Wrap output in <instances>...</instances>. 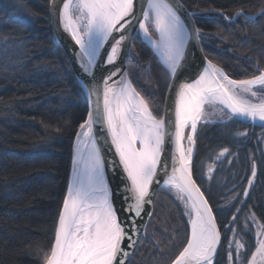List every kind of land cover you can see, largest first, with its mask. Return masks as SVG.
<instances>
[{"label": "snow or ice", "instance_id": "1", "mask_svg": "<svg viewBox=\"0 0 264 264\" xmlns=\"http://www.w3.org/2000/svg\"><path fill=\"white\" fill-rule=\"evenodd\" d=\"M47 2L51 15L78 47L74 51L79 68L76 75L81 91L88 98V109L75 133L71 175L54 240L47 249L37 250L35 259L39 264H130L137 245L148 237V222L143 220L145 205L152 203L153 183H161L158 175L161 157L166 143H172L173 163L170 172L164 164L161 187L173 191L183 205L187 225L185 242L169 264H219L222 235L213 208L193 176L194 137L199 122H213L207 119L206 106L213 109L219 106L221 117L226 116L229 121H251L254 125L258 121V126L264 129V67L257 61L256 74L235 80L205 56L202 71L177 89L173 132L172 121L166 124L163 117L154 115L149 101L134 86L125 67L132 62V49L128 45L142 37L160 56L174 81L186 61L189 42L204 39L193 19L198 13L187 11L179 0H147L146 6L141 5L139 10L136 0ZM219 16L229 23L240 17L246 23H256L264 17V0L255 14L238 9L232 16L223 12ZM96 125L106 130L128 181L123 191L130 195L124 196L122 209L114 204L113 192L105 179ZM188 128L191 131L186 134ZM235 135L247 137L248 133L245 130ZM260 139L264 140V132L260 133ZM228 153L227 147L222 148L215 159L220 160ZM214 171V166L208 165L209 180ZM256 174L253 162L244 197L249 196ZM121 211L125 213L123 218ZM239 211L237 208L232 222L237 220ZM146 215L151 218L153 213ZM252 226H256V232L255 243L251 245L238 238L237 227L231 223L225 226L232 232L227 245L228 264H264V221L258 220L254 212L245 218V229L251 230ZM142 229L144 238L140 237Z\"/></svg>", "mask_w": 264, "mask_h": 264}, {"label": "trees", "instance_id": "2", "mask_svg": "<svg viewBox=\"0 0 264 264\" xmlns=\"http://www.w3.org/2000/svg\"><path fill=\"white\" fill-rule=\"evenodd\" d=\"M180 1L189 11L199 12L194 20L204 34L203 53L231 79L256 74L257 61L264 67V17L256 23H246L243 17L229 23L219 16L220 12L232 16L238 9L255 14L262 0ZM130 49V78L153 114L161 117L170 75L141 38L132 41ZM86 112L85 95L53 35L47 0H0V264H39L36 251L47 249L54 240L72 141ZM245 130L247 137L235 135ZM262 130L227 120L201 123L195 133L193 176L217 218L222 235L219 264H225L227 218L200 181L199 168L215 163L218 152L227 147L231 163H218L220 177L212 185L238 196L233 210L244 200L240 210L254 212L264 221V156L253 138ZM253 162L257 174L244 197ZM168 191L159 190L148 237L138 244L130 264H169L185 242L187 217Z\"/></svg>", "mask_w": 264, "mask_h": 264}, {"label": "water", "instance_id": "3", "mask_svg": "<svg viewBox=\"0 0 264 264\" xmlns=\"http://www.w3.org/2000/svg\"><path fill=\"white\" fill-rule=\"evenodd\" d=\"M179 2L182 3L180 0H179ZM136 3H137V10H139L141 5L146 6L147 0H136ZM49 7L50 6L48 5V14H49V18H50V24H51V29H52L53 35L55 37V40L59 44L60 48L65 53V56L69 62L71 70H72L73 74L75 75V77L77 78L76 73L79 71V68H78V65L75 63L74 51H78V47L75 45L74 41H72L70 34L65 32L63 30L62 26L59 25L58 19L54 18L51 15ZM184 8L187 11H189L185 6H184ZM189 12H191V11H189ZM196 13L199 14V12H196ZM136 28L138 29V25H136ZM134 35H135V33H134ZM144 42L146 43V41H144ZM131 43L132 42L129 43L128 48H131ZM107 47L108 46L106 45V48ZM201 48H202L201 42L197 43L196 41H190L188 48L186 49V61L184 62V66L178 71L174 81L170 77L169 85L172 84V86L170 87L168 85V88H167V91L165 94V98H164L161 117H163L165 119L166 124H167V121H169V120L172 121L171 127H172L173 132H174V121H175L176 92L182 83H185V82L190 83L193 79L196 78V76L199 74V71H202V69L204 67L205 55L203 52H201V50H200ZM102 55L106 56V52H104L103 50H102ZM155 55L160 60L159 55H157L156 53H155ZM101 67H103V66H101ZM107 67L111 68V66H107ZM125 67L127 68V65H125ZM104 74H107V73L105 72ZM96 75H97V78L99 79L100 75H101V71L99 69L97 70ZM114 79H118V77H116ZM85 98L87 101V109H88V98L86 95H85ZM93 100H95V97H93ZM101 107H102V97H101ZM85 118H86V116H85ZM201 123L202 122H199L198 125ZM243 123L247 124V125L259 127L258 121L256 122L255 125L251 121H247V122H243ZM198 125H197V127H198ZM94 131H95V134L98 138V147L100 148L101 155H102L104 162H105V179L108 183V186L110 187V189L113 192L114 204L116 205V207L118 209H122L124 206V196L130 195V194L125 193L123 191L125 185L128 184L126 175L123 172L122 166L119 164V157L115 154V149L111 145V140H110V137H108L106 130H102L101 125H96ZM190 131H191V129L189 128V132ZM74 143H75V135H74V138L72 141V146H71V161H72ZM173 150H174V145L172 143H166L165 152L162 154V157H161L162 164L160 166V170L158 173L161 183L157 184L154 182L153 185L151 186L150 191L153 192V195L151 196L152 203L145 205L146 213L147 212L153 213V204H154L155 196L159 190L163 189L161 187V184L163 181V167H164L165 163L167 164L168 171L169 172L171 171V167H172V163H173L172 162ZM195 150H196V144L194 145L193 160H194ZM193 160H192V167H193ZM110 165H114V166H110ZM70 175H71V166H70L69 177H70ZM68 181H69V179H68ZM67 186H68V184H67ZM66 192H67V189H66ZM66 192H65V195H66ZM129 202H131V201H129ZM62 204H63V201H62ZM61 207H62V205H61ZM146 213L143 215V220L147 221L149 223L151 218H149L146 215ZM120 215L123 218L125 216V213H123V211H121ZM137 219H139V218H137ZM143 234L144 233H143V229H142L140 232L141 238H142ZM137 247H138V245H137ZM220 247H221V245H220ZM219 250H220V248H219Z\"/></svg>", "mask_w": 264, "mask_h": 264}, {"label": "rangeland", "instance_id": "4", "mask_svg": "<svg viewBox=\"0 0 264 264\" xmlns=\"http://www.w3.org/2000/svg\"><path fill=\"white\" fill-rule=\"evenodd\" d=\"M141 39H142V37H141ZM148 46L152 49V47L150 45H148ZM152 51H153V49H152ZM160 62H161V60H160ZM162 65H163V63H162ZM136 67H137V64L134 65L133 70L136 69ZM152 103H153V101H152ZM205 111H206V113H208L207 119L213 121L212 123H215L217 121L222 122V121L228 120L226 116L221 117V115L219 113V106H217L215 109H213L210 106H206ZM213 113H215V114H213ZM202 123H204V122H202ZM188 132H189V128L186 129V134ZM262 132H264V130H262ZM253 138L256 139L257 149L259 151H261V154L264 156V140L260 139V134H258V136H254ZM184 143H185V146H187V140L186 139H185ZM228 154H226V156L222 157L220 160H216L215 163L212 164L214 166L215 171L213 173V178L211 180H209L208 176L206 175L208 165H210V164H208L207 166H200L198 175H199L200 181L204 184V186L208 190V192L210 190L211 191L210 194H213V200L215 201V203L219 204L218 210L220 211V213L223 216H225L227 218V225H229L231 223L232 226L237 227L238 238H241L244 242H247L248 244L251 245V244L255 243L256 226H252L251 230L245 229V218L248 217L251 213L245 214V213H243L242 210H240L238 215H237V220L235 222H232L233 214L237 212V208L235 210H233V208H232L234 206V202H235V199H232V197H234L235 195L234 196L233 195L228 196L226 194L229 192V190L226 191V188H224L225 190H221L223 188L222 186L217 189V188H214V186L212 185V183L217 182L219 180V177H220V175H218V173L220 172L219 171L220 165L218 166V163L221 161H225L228 164L230 163L229 161H231V158L228 157ZM217 168L219 170H217ZM216 171H217V173H216ZM214 184H216V183H214ZM212 187L214 189H212ZM168 193H169V196H171L176 202L179 203V205L182 207V209L184 211L183 205L180 203L179 200L176 199L174 192L169 190ZM157 194H156V196H157ZM156 196H155V198H156ZM239 204H240V206L243 205V203H241V202ZM153 206H154V204H153ZM240 206L238 207L239 209H240ZM247 223L249 225H251L252 222H251V220H248ZM231 236H232V232L226 229L225 242H224L223 250H222V259H224L225 264H228V262H227V245H228V238H230ZM220 249H221V247H220ZM219 252H220V250H219Z\"/></svg>", "mask_w": 264, "mask_h": 264}, {"label": "bare ground", "instance_id": "5", "mask_svg": "<svg viewBox=\"0 0 264 264\" xmlns=\"http://www.w3.org/2000/svg\"><path fill=\"white\" fill-rule=\"evenodd\" d=\"M148 45H150V44H148ZM151 46V45H150ZM154 51V50H153ZM159 58H160V56H159ZM160 60H161V58H160ZM161 62H162V60H161ZM163 63V62H162ZM163 65H164V63H163ZM165 66V65H164Z\"/></svg>", "mask_w": 264, "mask_h": 264}]
</instances>
